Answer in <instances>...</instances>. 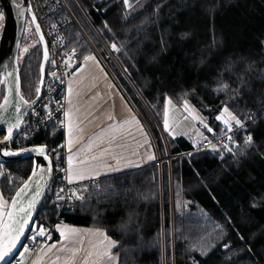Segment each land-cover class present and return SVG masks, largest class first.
<instances>
[{"label": "trees", "instance_id": "obj_1", "mask_svg": "<svg viewBox=\"0 0 264 264\" xmlns=\"http://www.w3.org/2000/svg\"><path fill=\"white\" fill-rule=\"evenodd\" d=\"M77 2L101 41L90 30L93 47L73 28L71 45L81 49V59L96 49L105 54L112 43L120 47L112 74L162 162L100 177V186H89L86 199L64 212L65 223L104 230L119 243V264H264V0H141L129 11L123 0ZM26 42L24 31L21 94L33 101L42 47L35 41L22 53ZM5 88L0 77V103ZM168 99L190 103L213 131L229 108L248 124L238 148L220 159L196 150L192 138L170 136L162 122ZM46 140L51 156L63 162L62 131L51 125L35 142ZM32 170V159L6 164L0 187L8 200ZM58 203L42 202L29 235L53 225Z\"/></svg>", "mask_w": 264, "mask_h": 264}, {"label": "crops", "instance_id": "obj_2", "mask_svg": "<svg viewBox=\"0 0 264 264\" xmlns=\"http://www.w3.org/2000/svg\"><path fill=\"white\" fill-rule=\"evenodd\" d=\"M3 24L4 19L0 20V36ZM86 57L95 59L86 61L85 57L80 58L68 77L66 112L70 116L66 117L64 142L67 159L69 155L74 156L73 168L89 177L83 180L140 168L153 162L154 159H148L150 155L155 158L152 137L121 86L97 55L93 53ZM69 138L73 141L71 153L67 144ZM73 181L82 180L74 178ZM58 225L59 230L56 226L51 239L35 253L30 249L17 259H21L23 264H119L120 257L115 250L119 243L104 230L69 223ZM68 229L77 231L66 239L62 238L60 231L67 232ZM69 249L77 250L74 261L69 259L72 255Z\"/></svg>", "mask_w": 264, "mask_h": 264}, {"label": "built area", "instance_id": "obj_3", "mask_svg": "<svg viewBox=\"0 0 264 264\" xmlns=\"http://www.w3.org/2000/svg\"><path fill=\"white\" fill-rule=\"evenodd\" d=\"M30 1L46 37L50 53V63H55V67L52 71L47 73L42 95L38 102L27 113L18 135L11 137L10 140L5 139L9 146L18 150L32 146L46 145L47 140L43 143H37L35 140L42 131L48 129L51 125H56L58 129L62 131L63 135H65L67 117L65 115V113H67L66 89L68 77L73 72L74 64L77 63L81 56V49L71 45L72 37L68 35V32L73 28H78L80 32H84L87 35L84 29L87 26V29L94 30L93 32L101 41L89 17L81 9L77 0ZM88 40L89 43L95 47L93 41L89 38ZM114 44L115 43H112L110 47H107L105 54L97 49L94 52L109 69V62L113 60L116 63L115 54L118 52L116 49H119L116 44V49H114ZM53 73H55V76L52 75ZM232 124L233 129L231 132L223 125L212 131L209 138H204L200 143L197 145L195 144L196 150H210L216 153L220 159L234 153L239 146L238 136L247 128L248 124L242 123V128L236 126L235 122H232ZM228 136H232L231 141L227 139ZM248 136L249 134L245 133V138ZM213 145H215L216 150H213ZM229 148L231 151H228ZM183 154L187 155L189 153L183 152ZM52 159L55 161L53 176L44 201L48 197L59 201V215L52 226L45 228L47 233L45 236H37L34 241L29 243V248L33 252H36L48 241V236L53 233L54 228L58 224L65 222L64 212L75 208L86 199V191L89 186H100L99 177L68 183V180L65 178L68 169L67 156H64L63 162H59L55 156ZM167 160L170 161L171 157L168 156ZM157 162H162L160 157H158ZM6 164L7 163H0V170H2ZM60 189H63V191L60 192ZM58 192L63 199L57 198ZM78 197H83V199H79ZM15 264H23V262L17 259Z\"/></svg>", "mask_w": 264, "mask_h": 264}, {"label": "water", "instance_id": "obj_4", "mask_svg": "<svg viewBox=\"0 0 264 264\" xmlns=\"http://www.w3.org/2000/svg\"><path fill=\"white\" fill-rule=\"evenodd\" d=\"M140 1L141 0H129L130 6L125 5L124 2L123 4L125 9L129 11ZM13 3L20 8L26 9L23 16L18 14L17 8L13 7ZM27 9H30V11ZM0 12H2L4 19L3 29L0 36V77L6 81L5 96L0 103V134L5 133V136L8 137L7 129L9 124H18V127L13 128L11 135V137H13L16 136L20 131L28 111L38 102L42 95L45 79L47 76V67L50 59V53L45 34L33 11L30 0H22L21 4H18L15 0H0ZM33 14L35 15V20L32 19ZM28 18L33 24V28L36 31L42 47L41 82L37 96L33 101H28L21 94L22 82L19 66V49ZM37 25H39V28H37ZM45 51H47V60H45ZM52 66L55 67V63H52ZM21 97H23V101L21 100ZM6 100L7 103H5ZM24 101H27V103H24ZM40 148H44L43 154H41L39 151L23 152L21 150L13 149L6 141L0 140V162L10 163L20 160L32 159L33 170L29 177L32 176L34 170L37 171V173L40 172V169L46 170V174L42 180H38V177H33L34 181L38 180V183L42 185V187L39 188L41 196L38 198V202L34 211L32 212L31 220L25 228L24 234L20 237V240L17 242L15 248L12 249L11 253L5 257V260L0 261V264H10L21 250L32 230L39 208L51 183L53 175V163L48 152V147L33 146L25 149L32 150ZM5 150L18 154L5 156L3 155V151ZM49 167L51 171L47 172ZM29 177L25 181H27ZM22 187L23 183L16 190V192H18ZM16 192L12 196L11 200L15 198ZM34 194L35 191L29 193L26 199L31 198V196Z\"/></svg>", "mask_w": 264, "mask_h": 264}, {"label": "snow or ice", "instance_id": "obj_5", "mask_svg": "<svg viewBox=\"0 0 264 264\" xmlns=\"http://www.w3.org/2000/svg\"><path fill=\"white\" fill-rule=\"evenodd\" d=\"M125 5H129V0H123ZM130 6V5H129ZM13 7L17 8L18 14L23 16L24 12L26 11V9L20 8L19 6L15 5L13 3ZM30 11V9H27ZM3 19V14L2 12H0V20ZM33 20H35V15L33 14L32 17ZM37 28H39V25H37ZM113 48L116 49V45H113ZM117 51H119V49H116ZM25 51H27V49H25ZM48 56H47V51H45V60H47ZM86 61L89 59H95V57H85L84 58ZM53 76H55V73L52 74ZM224 87L226 88L227 85H224ZM37 91H39V89H37ZM69 95H71L72 93V88L71 85H69ZM21 100L23 101V97H21ZM71 101L69 100V103ZM170 102V101H169ZM5 103H7V100L5 101ZM24 103H27V101H24ZM185 108H188L187 102H185ZM224 113H228L229 117L231 118V121L235 122L236 126H239L240 128L243 127L241 121L235 117L234 115H232L231 113H229V110L227 107H224L222 109V113L220 116L217 117L218 120H221L223 122V124L227 127L228 131L231 132L233 129V124L230 123L229 119H225L224 118ZM66 116H70V113H65ZM165 118H164V125L165 128H168V113L167 110H165ZM194 118H197L194 116ZM201 123H203V120H201ZM18 124H9L8 126V137H6V140H10L11 135H12V131L13 128L18 127ZM204 127L209 131L212 132L213 130L211 128H209L207 126V124H204ZM69 133L71 136V123H69ZM227 139L229 141L232 140V136H228ZM72 139L69 138L67 144H68V150L71 153V148H72ZM246 144H250L251 143V137L248 136L245 140ZM213 150L215 149V145H213ZM21 151L23 152H27V151H39L41 154L44 153V148H40V149H22ZM228 151H231V149L229 148ZM18 153H13L10 151H3V155L8 156V155H17ZM92 159H95V157H92ZM148 159H154V156H149ZM73 160H74V156L73 155H69L68 156V169H67V175H66V179L68 180V183H72L74 178L77 180H83V179H87L89 177H86L82 174V172L80 170L74 169L73 168ZM84 161H81V163H83ZM51 169L50 167L47 169V172H50ZM46 174V170L45 169H40V172L37 173V171H33L32 176L29 177V179L27 181H22L23 183V187L20 188V190L18 192H16V196L15 198H13L11 200V203L9 204V202L7 200H5L3 198V195L0 194V261H4L5 257L9 255V253H11L12 249L15 248L17 242L20 240V237L24 234L25 228L28 225L29 221L31 220V216H32V212L35 209V206L38 202V198L41 196V192L39 191V188L42 187V185H40L38 183V180H42L44 175ZM33 177H38V180L34 181ZM35 186V189H34ZM35 191V194L31 196V198L26 199V197H28V194ZM63 189H60V192H62ZM57 198L58 199H63V197H61L59 195V192L57 193ZM79 199H83V197H78ZM60 226L57 225V230H59ZM45 229L43 227L39 228V235L40 236H44L45 235ZM77 230L76 229H68L67 232L65 231H60V236L64 239L67 238V236L69 234H73L75 233ZM36 239V236L32 237V240L34 241ZM48 239H51V237L49 236ZM105 239H108L107 236L105 235ZM113 244L115 243L114 241L112 242ZM51 247H55V245H52ZM227 247V246H226ZM28 249L26 248L25 251H27ZM68 251H70L72 253L71 257L69 258L70 261H74L75 257H76V251L75 249H69ZM89 255H91V253H89Z\"/></svg>", "mask_w": 264, "mask_h": 264}, {"label": "rangeland", "instance_id": "obj_6", "mask_svg": "<svg viewBox=\"0 0 264 264\" xmlns=\"http://www.w3.org/2000/svg\"><path fill=\"white\" fill-rule=\"evenodd\" d=\"M15 1L18 4H21V2H22V0H15ZM32 28H33V24L30 21V19L28 18L27 25L25 27V38L29 42H26L24 49H22V53H25L26 52L25 49L28 50L31 47V43H33L35 41H39V38L36 34L35 29L33 31ZM84 29H85L87 35L84 32H78L79 37H85L88 40L87 36H89L92 39L93 43L96 42V38H95L94 34L90 31V29H87V26ZM109 64H111V62H109ZM111 66L114 68L113 65H111ZM67 103H68V98H67L66 104ZM187 105H188V108L186 109L185 104L178 106L172 100L168 99L166 102V107H165V110H167V113H168V128L166 129L165 125H164L165 115L162 119L163 128H164L165 132L168 133L170 136H173V137L186 136V137L192 138L193 143L197 145L198 143H200V141L202 139L205 138V136L208 132V130L204 127V124H207V126L211 129H212V127L209 125L207 119L204 116H202L190 103H187ZM228 110H229V113L234 115V113L229 108H228ZM66 111H67V105H66ZM223 115H224L225 119H229L230 123L234 122V121H231V118L229 117L228 113H224ZM194 116L197 118H194ZM201 120H203V123H201ZM219 121L223 124V122L221 120H219ZM223 126H225V125L223 124ZM4 136H5V133H1L0 134V140H2L4 138ZM149 144H150V146L152 145L151 141L149 142ZM154 159L155 160L158 159L157 152H155V158ZM2 174H3V171H0V177ZM0 194H2L3 198L8 201V198H6L4 196V194L1 190V187H0ZM8 202L10 204V201H8ZM35 227L37 228V221L35 222ZM38 233H39V230L36 233L37 234L36 237L40 236ZM46 234L47 233L45 231V235ZM33 236H35V235H33V234L29 235L25 245L22 246L18 256L24 254L26 252L25 251L26 248L28 250H30V248H28V241H30V242L33 241L32 240ZM13 263H15L14 260L11 262V264H13Z\"/></svg>", "mask_w": 264, "mask_h": 264}]
</instances>
